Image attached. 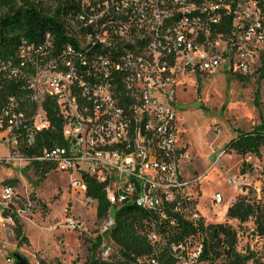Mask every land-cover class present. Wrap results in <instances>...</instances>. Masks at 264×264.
Returning <instances> with one entry per match:
<instances>
[{
    "label": "built area",
    "instance_id": "built-area-1",
    "mask_svg": "<svg viewBox=\"0 0 264 264\" xmlns=\"http://www.w3.org/2000/svg\"><path fill=\"white\" fill-rule=\"evenodd\" d=\"M190 1L124 0L118 12L125 11L126 19L107 26L98 19L109 3L93 0L97 11L80 17L93 30L80 37L92 52L86 58L42 61V49L28 46L21 50L18 66L0 63V93L2 80L26 79L35 106L29 118L13 98L0 106V142L9 144V159L29 164L18 153L17 142H34L25 129L33 135L50 129L43 104L51 98L63 120L65 144L44 150L38 161L54 163L84 198L88 177L103 186L111 207L133 203L162 217L170 209L200 221V186L185 176L191 154L187 144H177L176 81L180 74L254 75L264 53V0H203L199 6ZM83 6L91 4L85 1ZM221 15L229 19L228 35L216 31ZM28 63H34L31 71L26 70ZM227 183L234 186L236 181ZM15 190L0 185V204L7 206ZM26 201L27 206L32 202ZM212 202L221 205L225 198L216 193ZM6 208L10 214L4 209L0 223L11 225L15 211ZM66 224L73 231L79 227L73 218ZM113 226L109 210L101 236ZM111 250L103 244L102 258L108 259ZM189 252L181 247L180 259L195 262L201 249ZM138 264L159 263L145 259Z\"/></svg>",
    "mask_w": 264,
    "mask_h": 264
},
{
    "label": "trees",
    "instance_id": "trees-1",
    "mask_svg": "<svg viewBox=\"0 0 264 264\" xmlns=\"http://www.w3.org/2000/svg\"><path fill=\"white\" fill-rule=\"evenodd\" d=\"M48 1L49 3L45 2ZM87 1L90 7H84ZM93 0H0V63L5 62L16 67L23 61L21 50L32 46L42 49L40 58L51 60L69 57L82 60L92 53L90 47L80 37L86 32H92L91 27L80 21V17L90 16L97 8L98 2ZM108 2L109 7L102 8L104 15L98 19V24H121L125 19V11L118 12L124 0H100ZM197 6L203 0H191ZM94 13V12H93ZM229 19L221 15L217 33L229 34ZM70 47L71 54L67 53ZM99 47V46H98ZM93 48V45L91 46ZM33 55V59H37ZM78 64V63H77ZM81 64V63H80ZM34 63H28L26 70L31 71ZM254 75L258 82L264 81V53L260 57L259 66ZM201 77V75H198ZM241 83L249 82L253 75H233ZM0 106L13 98L26 111L28 118L35 109L31 92L26 79H10L1 81ZM259 93L256 91L254 104L259 108ZM47 117L51 122L48 131L37 134L25 129V134L32 135L34 142H17V151L29 161L26 169L33 168L35 177L43 182L49 173L55 171L52 162L38 161L44 150H52L64 146L63 120L59 117L53 99L47 98L43 104ZM182 110L181 107H178ZM235 137L224 147V154L235 153L245 158L249 155L261 156L264 147V122L255 126L251 131L236 130ZM249 165L244 162L240 173H246ZM87 191L86 198L97 202V220L104 221L109 210L114 220L113 228L106 234L111 241L114 251L108 259L102 258L104 237L99 236L91 242V257L87 264H138L145 259H154L159 264H181L179 252L181 247L187 249L199 247L201 253L196 264H264L262 255L250 248L239 250V233L228 223L206 224L203 219L192 222L184 216L167 210L164 217L159 214L137 207L133 203L120 207H111L103 186L95 180L84 178ZM5 182L4 185L15 187V183ZM30 201H34L31 198ZM19 208L27 201L19 198ZM10 214L9 210L4 211ZM16 223L15 235L18 240L25 241L22 224L15 212H12ZM229 220H235L240 225L250 221L254 223V233L264 239V201H250L246 196H240L227 211ZM109 245V244H108ZM176 248V250H175Z\"/></svg>",
    "mask_w": 264,
    "mask_h": 264
},
{
    "label": "rangeland",
    "instance_id": "rangeland-1",
    "mask_svg": "<svg viewBox=\"0 0 264 264\" xmlns=\"http://www.w3.org/2000/svg\"><path fill=\"white\" fill-rule=\"evenodd\" d=\"M178 79L174 91L182 110L177 112V144H187L191 154L185 176L199 183L201 197L197 209L206 224L228 223L235 228L239 233V250L250 248L262 255L264 262V239L254 233L253 221L240 225L227 217L229 198L233 203L240 196L264 201V147L260 157L223 153L236 130L251 131L264 122V81L258 82L257 75H253L249 82L241 83L224 72L201 77L180 74ZM256 91L259 108L254 104ZM8 145L0 142V157L6 156L0 158V185L15 183V197L6 205L19 214L27 239H17L16 223H0V264H15L14 254L23 255L31 264H87L91 242L102 235L104 223L97 220V202L84 198L71 186V178L56 170L39 182L33 168L26 169L28 163L19 158L9 159ZM244 162L249 167L242 175ZM229 179L236 184L230 186ZM216 193L223 194V204L212 202ZM19 198L34 201L22 209L17 203ZM7 206L0 204V214ZM70 218L79 224L74 231L66 224ZM104 244L111 245L107 236ZM181 264L196 263L183 256Z\"/></svg>",
    "mask_w": 264,
    "mask_h": 264
},
{
    "label": "water",
    "instance_id": "water-1",
    "mask_svg": "<svg viewBox=\"0 0 264 264\" xmlns=\"http://www.w3.org/2000/svg\"><path fill=\"white\" fill-rule=\"evenodd\" d=\"M15 264H31L28 260L21 254H14Z\"/></svg>",
    "mask_w": 264,
    "mask_h": 264
},
{
    "label": "crops",
    "instance_id": "crops-1",
    "mask_svg": "<svg viewBox=\"0 0 264 264\" xmlns=\"http://www.w3.org/2000/svg\"><path fill=\"white\" fill-rule=\"evenodd\" d=\"M6 144H7V142H5ZM3 158H6V156H2ZM2 157H0V158H2Z\"/></svg>",
    "mask_w": 264,
    "mask_h": 264
},
{
    "label": "bare ground",
    "instance_id": "bare-ground-1",
    "mask_svg": "<svg viewBox=\"0 0 264 264\" xmlns=\"http://www.w3.org/2000/svg\"><path fill=\"white\" fill-rule=\"evenodd\" d=\"M226 208V207H225ZM225 214V213H224Z\"/></svg>",
    "mask_w": 264,
    "mask_h": 264
}]
</instances>
